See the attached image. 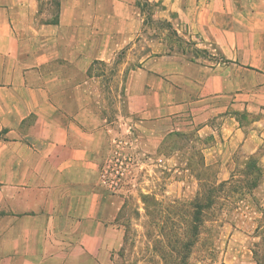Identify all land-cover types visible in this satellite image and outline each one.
Masks as SVG:
<instances>
[{
  "label": "crops",
  "instance_id": "obj_1",
  "mask_svg": "<svg viewBox=\"0 0 264 264\" xmlns=\"http://www.w3.org/2000/svg\"><path fill=\"white\" fill-rule=\"evenodd\" d=\"M188 125L218 181L264 174V0H0V264H114L110 137L153 153Z\"/></svg>",
  "mask_w": 264,
  "mask_h": 264
},
{
  "label": "rangeland",
  "instance_id": "obj_2",
  "mask_svg": "<svg viewBox=\"0 0 264 264\" xmlns=\"http://www.w3.org/2000/svg\"><path fill=\"white\" fill-rule=\"evenodd\" d=\"M144 44L142 41L133 50L126 51L114 67L118 63L120 69L128 62L127 73L138 64L137 57L145 54L142 48ZM107 97L109 110H103L108 117L111 134L116 120V87ZM114 136L109 139L102 171H106L104 179L108 191L121 207L118 220L125 238L121 249L116 250L111 257L113 263L185 264L183 254L171 259L158 252L156 234L159 230L150 223L146 208L156 218V202L161 203L166 217L170 216L167 208L171 210L174 206L178 212L172 217L177 221L178 234L183 233L186 212L182 204L193 198L199 190L200 183L192 169L194 166L200 169V164H203L197 161L207 141L199 137L195 125L168 134L153 153L146 150L145 142L136 134ZM238 167L242 170L244 165ZM209 173L213 179H218L217 165L209 166ZM237 173L236 179L252 177L247 175L245 178ZM262 181L260 177L256 183L258 186L251 191L239 190L238 193L227 194L229 197L224 194L228 200L222 201L224 204L214 213L222 224L211 229L208 253L206 244L196 246L191 257L192 264H264V191L259 189ZM145 195L155 196L154 201L146 202ZM168 224L165 225L166 232L170 229ZM148 232L153 233L152 238L148 237Z\"/></svg>",
  "mask_w": 264,
  "mask_h": 264
},
{
  "label": "trees",
  "instance_id": "obj_3",
  "mask_svg": "<svg viewBox=\"0 0 264 264\" xmlns=\"http://www.w3.org/2000/svg\"><path fill=\"white\" fill-rule=\"evenodd\" d=\"M201 157L197 163L201 161L200 169L194 168L198 180L199 190L196 195L183 202L182 207L185 208V216L183 217V233L181 235L177 232V221L172 217L176 215L178 210L172 206V209L168 210L170 216H164L163 206L160 202H156L157 216L153 218L152 213L146 208L147 216L150 217V223L154 224V228L159 230L156 234L158 245V252L167 258H175L183 254V260H186L185 264H192L191 257L194 249L200 243L206 244V253L209 252V244L211 242L210 235L213 226L221 225L222 222L214 216V213L218 211L225 200H228L230 193H238L240 191L252 190L258 186L257 181L260 177L263 179L262 168L258 165L257 158L250 157L244 164V168L241 170L238 167L236 173L231 175V178L226 181H218L217 178L213 179L209 173V166L204 162L203 151L199 154ZM240 169V170H239ZM237 172L245 178L247 175L252 176L248 179H236ZM240 183L236 185L235 183ZM251 182V185H250ZM230 186V187H229ZM236 186V187H233ZM228 197H225L224 194ZM155 196L145 195L144 199L147 201L153 200ZM162 208V209H161ZM165 211V212H166ZM170 223L169 230L166 232L165 225ZM152 225V224H151ZM148 237L152 238L153 233L148 232ZM203 260H205L203 258Z\"/></svg>",
  "mask_w": 264,
  "mask_h": 264
},
{
  "label": "built area",
  "instance_id": "obj_4",
  "mask_svg": "<svg viewBox=\"0 0 264 264\" xmlns=\"http://www.w3.org/2000/svg\"><path fill=\"white\" fill-rule=\"evenodd\" d=\"M106 176V171H102V178H103V181L106 182V180L104 179ZM106 184V183H105Z\"/></svg>",
  "mask_w": 264,
  "mask_h": 264
}]
</instances>
